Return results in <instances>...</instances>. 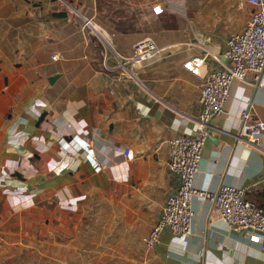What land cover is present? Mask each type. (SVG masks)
I'll return each instance as SVG.
<instances>
[{
  "label": "crops",
  "instance_id": "crops-1",
  "mask_svg": "<svg viewBox=\"0 0 264 264\" xmlns=\"http://www.w3.org/2000/svg\"><path fill=\"white\" fill-rule=\"evenodd\" d=\"M252 10L247 0H0V264H264L259 241L199 196L188 234L141 242L178 185L169 139L196 133L204 76L227 63L226 41ZM143 37L163 50L138 79L120 76L113 51L129 54ZM255 119L264 120V69L257 82L232 81L195 187L244 186L264 208V134L255 146L236 138ZM72 134L90 140L99 169L85 150L59 146Z\"/></svg>",
  "mask_w": 264,
  "mask_h": 264
},
{
  "label": "built area",
  "instance_id": "built-area-1",
  "mask_svg": "<svg viewBox=\"0 0 264 264\" xmlns=\"http://www.w3.org/2000/svg\"><path fill=\"white\" fill-rule=\"evenodd\" d=\"M247 1L253 6L251 17L241 32L234 33L227 39L223 51L227 63L204 76L199 94L200 110L195 119L198 126L196 133L176 135L169 139L167 166L177 176L178 185L165 197L157 219L141 237L146 249L154 247L165 230L188 234L193 214L190 201L192 197L199 196L209 201L211 211L216 212L230 229L246 232L251 239L259 241L260 248L264 251V208L247 197V187L223 183L215 191H205L194 185L202 148L209 136L210 120L223 111L232 81L243 79L250 73L254 82H257L264 69V0ZM154 11L159 13L162 8L155 5ZM90 24L85 19L84 25ZM93 30L105 50H112L108 36L95 26ZM162 50L151 37H143L133 43L129 54L113 51L115 68L122 77L138 79L135 70L145 68L146 61ZM58 56L57 53L51 55L53 59ZM106 59L107 55L104 56V62ZM202 61L203 56L199 55L190 59L195 67L200 66ZM248 115V111L242 114L243 118ZM263 134L264 120L255 119L251 127L236 138L255 146ZM59 146L72 153L85 150L92 166L100 168L90 140L72 134L68 138H60Z\"/></svg>",
  "mask_w": 264,
  "mask_h": 264
},
{
  "label": "rangeland",
  "instance_id": "rangeland-1",
  "mask_svg": "<svg viewBox=\"0 0 264 264\" xmlns=\"http://www.w3.org/2000/svg\"><path fill=\"white\" fill-rule=\"evenodd\" d=\"M90 243V246L92 245V243L91 242H89ZM85 255H86V257H88V258H93V256H95V253H97V251H95V250H90V251H87V250H81ZM81 251L79 252L80 253V255H81Z\"/></svg>",
  "mask_w": 264,
  "mask_h": 264
},
{
  "label": "water",
  "instance_id": "water-1",
  "mask_svg": "<svg viewBox=\"0 0 264 264\" xmlns=\"http://www.w3.org/2000/svg\"><path fill=\"white\" fill-rule=\"evenodd\" d=\"M54 77H55L54 75L50 76V77H49V81H52V79H53Z\"/></svg>",
  "mask_w": 264,
  "mask_h": 264
}]
</instances>
